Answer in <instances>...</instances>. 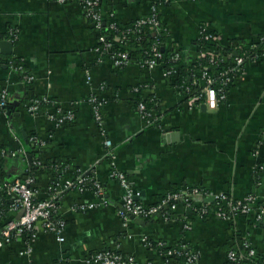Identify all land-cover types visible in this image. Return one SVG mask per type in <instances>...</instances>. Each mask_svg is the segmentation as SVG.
<instances>
[{"label":"crops","instance_id":"obj_1","mask_svg":"<svg viewBox=\"0 0 264 264\" xmlns=\"http://www.w3.org/2000/svg\"><path fill=\"white\" fill-rule=\"evenodd\" d=\"M154 2L171 35V49H179L182 60L196 59L201 25L215 33L220 45L238 46L237 52L264 35V0H103L102 11L129 24L148 15ZM10 29L17 31L15 41ZM0 35V43H13L0 45V91L7 90L8 105L16 103L0 115V180L10 182L29 173L26 146L36 135L48 143L36 172L41 197L58 172L46 165L52 159L69 162L65 178L74 179L80 172L95 176L109 196L103 203L91 190L69 189L58 211L66 224L65 240L60 242L40 225L30 243L32 253L21 254L26 239L15 238L0 247V264H85L88 255L105 248L165 264L144 237L168 245L185 241L198 252V264H229L228 252H243L244 241L264 255V223L253 215L219 217L210 194L180 199L172 214L163 206L155 216L141 218L143 224L140 218L125 220L120 211L126 189L111 176L114 164L139 193L136 200L146 206L160 204L173 191L187 196L194 187L235 200L251 193L264 202V55L246 63L226 100L204 110L190 108L161 67L144 69L131 62L116 68L109 57H101L96 51L99 33L76 2L0 0ZM12 61L21 63L23 71L13 68ZM27 73L34 76L31 83L24 79ZM138 86L143 98L163 114L159 125L148 126L137 110ZM92 94L103 102L102 128L93 116ZM34 95L48 96L54 103L30 113L27 104ZM50 109H74L75 119L57 126L46 114ZM106 140L112 141L111 147ZM83 204L85 210L80 209ZM202 205L210 209L204 217L198 209ZM21 212L11 206L2 212L0 231ZM245 260L259 264L257 259Z\"/></svg>","mask_w":264,"mask_h":264},{"label":"built area","instance_id":"obj_2","mask_svg":"<svg viewBox=\"0 0 264 264\" xmlns=\"http://www.w3.org/2000/svg\"><path fill=\"white\" fill-rule=\"evenodd\" d=\"M56 1L61 4L76 2L80 5L86 18L99 33L96 51L101 57H109L116 68H122L131 62H137L141 68L155 69L164 66L166 62H169L170 66L163 69V76L175 79L178 75L179 62L182 60L183 55L179 49H171V35L167 28L164 27L160 18L158 2L152 4V10L148 15L135 19L131 25L125 29H120L115 22L110 23L108 27L118 32L117 36L110 38L104 32V28L107 26V17L115 15L114 13L107 15L103 13V0ZM162 33H166L169 36L164 42L160 38ZM132 35H134V39L140 43L146 38V35L155 37L145 49L144 56L140 59L132 57L130 54L128 46L133 38ZM10 36L11 39L15 41L17 38V31L10 29ZM198 40L202 42L204 46L202 45L200 50L197 51L196 58L198 60L205 58L207 62L202 65L201 70V78L205 81V84L196 89L193 94H191V89L186 83L178 85L177 88L181 91V94H187L184 96L190 108H194L195 106L200 107L202 104H206L207 107L214 109L218 106L220 101L227 99L229 94V84L244 71L246 63L249 60L258 61L264 55V51L258 50V46H260L259 44L264 45V35H262L257 42L252 43L250 49H248V45H244L246 48H244L242 53L235 51L238 46L230 44L229 45L232 46L233 51L230 50L225 53L224 51L219 50L221 45L217 42L215 33L209 30L205 25H201L199 29ZM116 45L119 46L118 49L115 48ZM145 45L146 44H144L142 48L145 47ZM166 49H171L173 52L169 57L166 56ZM251 49L255 50L250 51ZM11 66L19 71H23L24 68L21 63L15 61L11 62ZM211 66L221 67V69L212 73L210 72ZM192 75L195 76V74ZM24 79L27 83H31L34 80V76L27 73L24 75ZM194 81L196 82V79H194ZM140 88L141 87H135L134 92H139ZM89 102L92 106L94 119L102 128L104 125V114L102 112L103 102L96 94H92L89 97ZM53 103V99L48 96L34 95L29 99L27 106L30 113L38 114L43 111L42 106L44 104L53 105ZM7 105L8 93L6 89H3L0 91V115L6 110ZM137 110L148 126L159 125L163 120V114L153 107L149 108L144 100L137 102ZM46 114L57 126L71 123L75 119L74 109L67 111L61 109L53 111L50 109L47 110ZM261 137L264 140V130L262 131ZM31 141L40 148L45 147L48 144L46 139H41L36 135L32 136ZM106 144L111 147L112 141L106 140ZM107 155L109 158L113 157L112 152L110 151L107 152ZM34 163L39 167L43 164L41 160H37ZM55 168L57 171H60L58 165ZM111 176L117 179L126 189V193L123 197V206L126 212L136 218H150L160 212L163 206H170L173 211L180 199L189 201V196L191 195H202L203 193H206V195L210 194L216 202L217 208L213 211H215L219 217L229 218L237 214L253 215L256 221L264 223V202H259L256 196L251 193L245 195L241 199L235 200L227 194H214L198 187H194L187 193V196L182 191H173L169 192L160 204L146 206L136 200L139 193L129 187L126 173L117 169L114 164ZM90 184L91 186L89 187ZM69 189H77L79 191L93 189L94 193L101 198L103 203H108L102 182L95 176L89 177L88 174L82 172L78 173L74 179H68L64 176L61 177L59 181L52 179L46 187L47 195L44 197L39 195L37 177L35 174L28 173L24 177L17 178L10 182L0 180V196L5 195L11 201L12 208L22 210L17 219L9 220L0 231V247L7 243H11L15 238L22 237L26 239L27 246L21 251V254L32 253L30 243L31 240L37 236V230L40 225L44 230L55 233L58 240L63 242L65 240L64 230L66 224L58 211L62 197ZM90 206L92 207L93 205ZM86 208L87 206L84 204L80 207L81 210H85ZM198 209L202 217L210 212L208 205H202ZM120 212L122 217L125 220H128L129 215L122 210ZM2 214L3 213L0 212V217ZM185 228L190 229L191 224L185 223ZM143 241L150 247L151 244L148 242V237H144ZM158 243L162 246L165 245L162 241H159ZM185 247V245H179L178 247H175V249H169L166 253L162 254L165 259V264L170 263V257H183L184 264H198V252L195 250L184 251ZM242 249L243 252L235 249L228 252L229 264H247L245 260L246 258L257 259L259 264H264V255H259L249 241L243 242ZM85 264H152V262L148 260L141 261L134 255L126 254L120 250L105 248L94 251L88 255Z\"/></svg>","mask_w":264,"mask_h":264},{"label":"trees","instance_id":"obj_3","mask_svg":"<svg viewBox=\"0 0 264 264\" xmlns=\"http://www.w3.org/2000/svg\"><path fill=\"white\" fill-rule=\"evenodd\" d=\"M112 22H115L117 24V26L120 28V29H125L127 27H129L131 25V23L129 24H122L115 16H109L107 17L106 19V23H107V26L104 28V32L108 35V37L110 38H113L115 36H117L118 32H116L115 30H112L110 29L108 26L110 23ZM133 37V38H132ZM132 39L131 41L129 42V50H130V54L132 57H135L137 59H140L144 56V51L145 49L149 46V44L155 39V37H151L150 35H146V38H144V42L142 41L141 43L140 42H137L135 39H134V35H132ZM161 40L164 42L165 40H167L169 38V36L166 34V33H162L161 35ZM197 51L200 50L201 46L203 45L202 42L200 41H197ZM145 45V47L142 48V46ZM206 45V44H205ZM248 45V49H250V46L251 44H247ZM260 46H258V50L260 51H264V45L263 44H259ZM204 46V45H203ZM122 47V46H121ZM116 49L119 48L118 45L115 46ZM244 48H242V50L238 51L239 53H242L244 51ZM124 49V48H123ZM219 50L221 51H224L225 53L229 52L230 50L233 51L232 49V46L230 45H221L219 47ZM255 49H251L250 51H254ZM165 53H166V56L169 57L173 52L171 51V49H166L165 50ZM206 59L205 58H202V59H194V58H190L188 61H186L185 59L184 60H181L179 62V73L178 75L176 76V78L174 79V83L175 85H180V84H183V83H186L187 86L190 87L191 89V94H193L195 92L196 89L200 88L201 86H204L205 84V81L202 80L201 78V70H202V65L203 64H206ZM170 66V63L169 62H166V64L164 66H161L162 69L164 68H167ZM221 67H215V66H211L210 67V72L212 73H215L217 72L218 70H220ZM192 74H195V76H193ZM194 79H196V82L194 81ZM234 82V81H233ZM233 82H231L228 86V92H230V89L233 85ZM140 87V86H138ZM141 88H140V91L139 92H136L137 95H138V101L140 100H144L146 103H147V106L150 108L152 107H155V104L151 102H149L150 100L149 99H145L143 98L142 96V93H141ZM185 96L187 95L186 93L184 94ZM148 101V102H147ZM52 104L48 105V104H44L42 106V109L45 108H49L51 107ZM103 112V111H102ZM32 138V136H31ZM27 147V154L31 156V163H30V171L29 173L31 174H35L36 175V172L39 168V166L37 164H35L34 162L37 161V160H41V152L43 150V147H38L37 145L33 144L32 141L29 143V145L26 146ZM46 165L50 166L51 168H55L57 167V165L60 167V171H58L56 173V176L54 179L58 180L64 176V174H66L68 172V170L70 169V164L68 161H65V160H61V159H55L53 161L52 160H49V162H46ZM57 171V169H56ZM89 177H93L92 175H89ZM91 186V184L89 185V187ZM104 186V185H103ZM88 190H91L94 192L93 189H88ZM0 201L3 202V206L2 208L0 209L1 212H5L10 206H11V201L5 196V195H1L0 196ZM217 208V205L215 206V209ZM164 212H168L169 214H172L174 212H172V209L171 207H166L163 209ZM161 241V240H159ZM159 241H156V240H153L151 238H148V242L151 244L150 247H153V248H157L159 250V252L161 254H164L166 253L169 249H175V247H178L179 245H185L186 247L184 248V251H191L192 248L188 247L187 246V243L185 241H178L176 242L175 244L173 245H168L167 243H165V245H159ZM175 246V247H174ZM175 256V255H173ZM170 263L169 264H184V258L183 257H170ZM56 264H61V263H56Z\"/></svg>","mask_w":264,"mask_h":264},{"label":"water","instance_id":"obj_4","mask_svg":"<svg viewBox=\"0 0 264 264\" xmlns=\"http://www.w3.org/2000/svg\"><path fill=\"white\" fill-rule=\"evenodd\" d=\"M0 37H3V36L0 35ZM4 43H8V41H2V42L0 43V45H2V44H4ZM8 44H10V46L13 45V43H11V42H9ZM12 104H13V105H16V103H12ZM12 104L7 105V109H8V111H10V110L13 108V105H12ZM201 107H202L204 110L207 109L206 104H202ZM28 159H29V161H31V156H30V155H28ZM105 197H106L107 199L109 198V196H108L107 194H105ZM108 202H109V199H108ZM121 209H122V211L126 212L124 206H122ZM126 213H127L132 219H136V217H134L133 215H130L128 212H126ZM155 215H156V214H155ZM155 215H153V216H155ZM140 222L143 224V223L146 222V220L140 218Z\"/></svg>","mask_w":264,"mask_h":264}]
</instances>
